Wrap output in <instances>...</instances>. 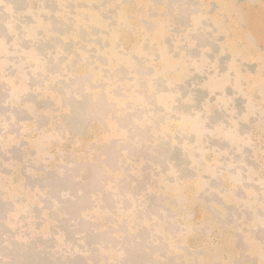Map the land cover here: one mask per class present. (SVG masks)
<instances>
[{"label": "rangeland", "instance_id": "374dc122", "mask_svg": "<svg viewBox=\"0 0 264 264\" xmlns=\"http://www.w3.org/2000/svg\"><path fill=\"white\" fill-rule=\"evenodd\" d=\"M0 264H264V0H0Z\"/></svg>", "mask_w": 264, "mask_h": 264}]
</instances>
